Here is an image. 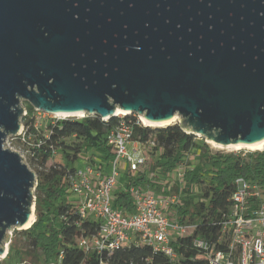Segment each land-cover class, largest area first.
Listing matches in <instances>:
<instances>
[{"label":"water","instance_id":"1","mask_svg":"<svg viewBox=\"0 0 264 264\" xmlns=\"http://www.w3.org/2000/svg\"><path fill=\"white\" fill-rule=\"evenodd\" d=\"M25 103L176 116L205 142L253 145L264 139V0H0V256L9 230L35 220L37 175L5 146Z\"/></svg>","mask_w":264,"mask_h":264},{"label":"trees","instance_id":"2","mask_svg":"<svg viewBox=\"0 0 264 264\" xmlns=\"http://www.w3.org/2000/svg\"><path fill=\"white\" fill-rule=\"evenodd\" d=\"M25 108L29 113L25 122L31 124L28 135L34 142L30 146L32 154L29 161L37 168L35 220L30 227L18 231L24 236V241L15 245L11 243L0 264H49L56 261L59 254L60 264H170L164 254L154 252L150 246L141 243L99 253L84 252L78 246V238L95 233L98 222L80 218L73 200L68 197L66 179L75 169L73 163L83 151L94 150L103 159H112L113 152L107 144V134L118 118L104 120L95 115L66 117L54 123L46 121L35 129L30 117L33 107L25 103ZM195 136L184 132L178 124L153 129L142 124L134 125L131 135L133 141L144 143L150 138L154 142L147 151L153 155L156 153L155 164L166 173L184 164V157L191 148L199 147L198 164L186 165L182 181L176 180L171 185L175 191L172 194L178 196L176 203L170 205L174 219L182 224L195 225L192 234L174 237L170 241L178 255L177 264H208L194 246L193 239L203 238L219 247L217 238L220 225L232 204L231 196L236 189L237 177L258 187L264 194V149L242 153H211L206 142L202 141V145L196 143ZM59 153L64 162H54L46 167V163ZM128 173L126 185L133 183L161 191L144 170L135 176H128ZM114 195V207L124 212L134 210L127 192L120 189Z\"/></svg>","mask_w":264,"mask_h":264},{"label":"built area","instance_id":"3","mask_svg":"<svg viewBox=\"0 0 264 264\" xmlns=\"http://www.w3.org/2000/svg\"><path fill=\"white\" fill-rule=\"evenodd\" d=\"M46 114L49 113L33 109L30 114L32 127L38 129L46 121L54 123L58 119H48ZM28 115L25 108L19 132L8 137L19 143L21 149L16 151L24 160V153L30 157V146L34 145L28 135L31 124L25 122ZM117 118L107 134V144L113 152L110 170L103 172L102 165L95 164L90 157L84 168H75L66 179L69 193L75 195L73 202L80 218L98 222L95 233L78 238V246L84 252L99 253L141 243L150 246L154 252L164 254L170 264H177L178 255L170 241L174 237L190 235L195 229L194 224H182L166 215L165 209L176 203L177 195L158 196L151 188L132 183L122 190L129 194L134 210L124 212L113 206L122 162L127 164L129 171H137L138 164L144 162L146 156L140 158L135 153L144 152L145 155L147 149L154 145L150 138L144 143L131 140L134 125L141 124L139 120L130 115H118ZM180 169L181 166L172 172L181 182L183 172ZM235 184L232 204L220 225L219 247L198 237L193 239V244L208 264H264V194L242 177H237ZM60 258L59 254L57 260L49 264H60Z\"/></svg>","mask_w":264,"mask_h":264},{"label":"rangeland","instance_id":"4","mask_svg":"<svg viewBox=\"0 0 264 264\" xmlns=\"http://www.w3.org/2000/svg\"><path fill=\"white\" fill-rule=\"evenodd\" d=\"M130 116L134 117L137 120H139V116L136 113H132V114H130ZM46 117H48V119H56V118L59 119V118H62L60 116H56L55 114H46ZM74 118H78V117H74ZM149 127H150V129L154 128V127H151V126H149ZM195 137H196L195 141H196V143H198V145H202V141L205 142V139L203 140L204 137H201V136H195ZM206 143L210 147L209 150H210L211 153H216V152H221V153H227V152L238 153V152H241L242 153V152H245V151H249L247 149L228 150V149H224V148H217V147H213L208 142H206ZM5 146L10 148V149H13V150L21 149L19 143L17 141H15V140H11L10 138H7V140L5 141ZM198 149H199V147H193L186 154V156L184 157L185 163L181 164V169H182V170L180 169L181 172H184V169H185L186 165L190 164L192 166H195V165L198 164V160H197ZM24 155L26 157L25 160H26L28 166L35 172L37 170L36 165L29 161V157H27L25 153H24ZM144 156H146V158H145V160H143L144 162H140L138 164L137 171H128V170H125L124 168H122L120 170L119 178L121 180H125V177L127 176V175H125L126 172L127 173L130 172L133 176H135L137 173H139L140 171L144 170L146 172L147 177H149L152 181H155V185L159 186L161 188V191H156V189H152L156 195H162L163 193H165L166 195L169 194V196L176 195V194H172L175 191H173L172 188H171V185L174 182H177L176 181L177 179L175 178L177 176L174 175V172L171 171V172L166 173L165 171H161L160 166H157L155 164L156 153L153 155L150 151H147ZM90 157L92 158V160H93V162L95 164H101L102 165L101 169L103 170V172H108L110 170V165H109L110 161L103 159L101 157V155L98 154L94 150H86V151L81 152L79 157L74 161L73 165L75 166V168L82 169V168H84V166L88 162H90ZM139 157L142 158L143 155H140ZM54 162H58V163H63L64 162V160H63V158H62L60 153L54 159H50L46 163V167L50 166ZM130 173H128V174H130ZM34 191H35V188H34ZM68 197L70 199H72V200L75 199V195H73L71 193H69ZM171 211H172V209L170 207L165 209L166 215L169 216L170 218L172 217V212ZM18 231H20V229L17 228V227H12L9 230L10 235H9L8 241H7V247L8 248H9V245L11 243H12V245H15L19 241L20 242L24 241V238H23L24 236L19 234ZM6 254H7V252L5 254H3L2 256H0V261H2L4 259ZM1 264H4V263L2 262Z\"/></svg>","mask_w":264,"mask_h":264},{"label":"bare ground","instance_id":"5","mask_svg":"<svg viewBox=\"0 0 264 264\" xmlns=\"http://www.w3.org/2000/svg\"><path fill=\"white\" fill-rule=\"evenodd\" d=\"M129 112H124V111H121V110H117L115 112L116 115H128ZM132 114V113H131ZM56 116H60V117H78V118H81L83 116H86V113L84 112H80V113H66V114H61V113H55ZM139 116V121L140 123H142L143 125H146V126H151V127H162L164 125H169V124H172L174 122H177L178 118L176 116H174V118L166 121V122H162V123H150V122H146L142 119V114H138ZM209 144H211L213 147H217V148H224V149H228V150H240V149H247L249 151H255V150H261V149H264V139L253 144V145H222V144H219V143H215L211 140H206ZM29 225V222L25 223L23 226L21 227H28Z\"/></svg>","mask_w":264,"mask_h":264},{"label":"crops","instance_id":"6","mask_svg":"<svg viewBox=\"0 0 264 264\" xmlns=\"http://www.w3.org/2000/svg\"><path fill=\"white\" fill-rule=\"evenodd\" d=\"M136 155H138V156H140V155H143L144 156V152L142 153V152H137V153H135ZM121 166H122V168H124L125 170H128V166H127V164L123 161L122 162V164H121ZM121 168V169H122ZM129 171V170H128ZM130 173V172H129ZM131 174V173H130ZM128 175V176H133L132 174L131 175ZM125 175H126V173H125ZM126 185V177H125V180H121L120 178L118 179V183H117V186H116V189H115V191L116 190H120V189H122L124 186ZM146 187V186H145ZM158 196H160V195H158ZM161 196H166V195H161ZM172 212V211H171ZM170 212V213H171ZM169 217V216H168ZM170 218V217H169ZM170 219H174V216L172 215V217L170 218Z\"/></svg>","mask_w":264,"mask_h":264}]
</instances>
